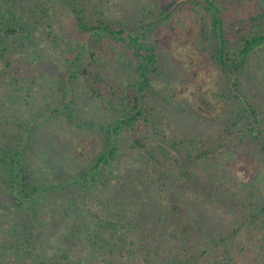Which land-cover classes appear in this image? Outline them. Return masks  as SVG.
<instances>
[{
    "label": "trees",
    "instance_id": "1",
    "mask_svg": "<svg viewBox=\"0 0 264 264\" xmlns=\"http://www.w3.org/2000/svg\"><path fill=\"white\" fill-rule=\"evenodd\" d=\"M187 19L214 117L178 98ZM0 219V264H237L252 239L264 264V0H0Z\"/></svg>",
    "mask_w": 264,
    "mask_h": 264
},
{
    "label": "rangeland",
    "instance_id": "2",
    "mask_svg": "<svg viewBox=\"0 0 264 264\" xmlns=\"http://www.w3.org/2000/svg\"><path fill=\"white\" fill-rule=\"evenodd\" d=\"M192 21L183 20L176 32L166 33L163 39L166 54L168 59L181 69V77L185 80L178 88L179 100L196 117H214L221 112V106L215 99L220 73L201 53L197 43L198 30ZM28 101L31 100L28 98ZM34 103L36 101H31V105L26 102L19 105L10 101L6 103L4 111L7 109L10 115L16 118L19 113L30 110ZM91 145L89 140L81 149V153L86 155L92 153ZM232 164L242 181L250 183L254 180L256 168L252 159L241 155ZM2 222L0 219V225ZM257 247L256 241L250 240L246 244L247 251L237 259V264L254 260Z\"/></svg>",
    "mask_w": 264,
    "mask_h": 264
}]
</instances>
